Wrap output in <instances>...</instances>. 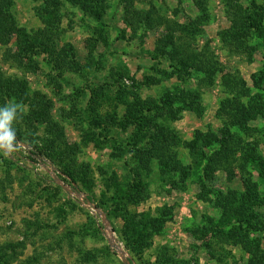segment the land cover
Listing matches in <instances>:
<instances>
[{"label": "rangeland", "instance_id": "rangeland-1", "mask_svg": "<svg viewBox=\"0 0 264 264\" xmlns=\"http://www.w3.org/2000/svg\"><path fill=\"white\" fill-rule=\"evenodd\" d=\"M231 1L243 6L250 2ZM255 1L264 11V0ZM124 5V0H104L99 18L104 28L100 29L93 14L84 13L68 2L58 11L54 10L57 19L50 24L46 10L52 6L47 1L13 0L11 12L18 26L27 33L45 29L57 33V50H64L67 60L74 58L77 66L67 62L58 66L56 61L61 58L55 59L52 52L36 50L21 53L24 64L19 66L14 58L3 56L6 49L20 53V45L14 36L6 46L0 45V71L6 76L25 79L30 96H43L52 102L51 116L62 125L67 144L79 147L74 156L76 166H87L91 172L87 192L77 191L44 156H33L35 161L27 159L29 151L35 152L32 145L42 144L46 136L45 125L23 120L28 114L27 105L15 99L4 100L0 107L10 102L23 105L22 118L17 119L13 127L23 138L30 139L31 134L33 142L29 145L28 142H17V150L10 156L0 153V246L24 243V247L16 248L18 259L13 264H21L34 256L39 258L35 264H85L81 260L85 251L96 255V261L91 264H124L115 247L109 245L108 227L92 207L102 210L96 205L99 202L115 209L111 197L118 187L137 179L135 169L140 164L129 152L127 141H132L138 134L134 125L126 127L122 124L126 108L117 97L123 91L125 100L136 96L147 102L151 99L159 102L167 92L181 93L182 90L196 92L197 108H184L177 119L162 117L161 122L177 137L178 143L172 147L177 160L192 167L188 177L182 180L179 172H163L158 160L153 159L151 171L147 174L141 171L148 197L120 200L117 208L121 207L120 215L125 208L127 215L136 217L140 213H155L163 206L171 208V219L160 234L152 237L139 264H159L157 251L163 246L174 250L180 264H217L208 255L205 242L213 247L215 254L223 253L230 263L245 260L246 255L239 247L218 244L209 234L203 236L200 231H195L206 225L207 219L219 217L220 211L214 204L218 191H243L240 174L227 180L221 169L216 171L207 186L210 192L205 194L206 201L200 199V170H195V159L184 142L189 141L197 130L220 134L225 127H230L227 116L219 111L226 99L236 97L246 103L256 93H261L264 101V87L255 88L252 80L264 70V45L256 34L242 44L230 37L223 40V31L230 27L235 16L225 0H133L135 10L152 7L156 16L169 22L190 25L197 21L199 31L192 37L181 30L176 31L177 37H181L177 43L186 42L191 51L211 54L217 70L208 84L203 82L200 72L179 73L166 56L160 59L162 63L156 64L152 59L155 40L164 33V25L148 29L141 24L134 32L123 22ZM118 73L123 77L119 78ZM228 77L244 80L250 87L249 95H241L237 89L227 86L225 79ZM99 116L102 118L100 123ZM230 128L245 144L256 145L258 154L264 157V120L261 117L249 121L243 129ZM148 136L147 133L146 138ZM247 169L252 171L250 165ZM7 175H10L8 182ZM252 179L256 180L254 173ZM105 218L106 226L112 230L122 226L121 216L113 221L105 213ZM30 222L32 225L28 224ZM115 233L117 243L119 237ZM261 238L264 248V234ZM125 253L132 262L126 248Z\"/></svg>", "mask_w": 264, "mask_h": 264}, {"label": "trees", "instance_id": "trees-1", "mask_svg": "<svg viewBox=\"0 0 264 264\" xmlns=\"http://www.w3.org/2000/svg\"><path fill=\"white\" fill-rule=\"evenodd\" d=\"M45 1L52 6L51 9L46 10L50 24L57 19L54 10L58 11L65 2L79 7L84 13L93 14L98 22L102 16V8H104L102 6L104 0ZM225 1L232 8L235 16L231 19L230 27L223 31V40L230 37L237 44H242L252 34H256L264 45L263 7L258 5L255 0H250L246 6L237 1ZM124 2L123 22L134 32L139 30L141 24H145L148 29L164 25V33L155 40V56H152V59L156 61V64L162 63L160 59L166 56L167 59L173 61L172 66L179 73L200 72L203 82L208 84L212 82L217 68L211 54L207 51H191L186 42L177 43L181 37H177L176 31L181 30L184 35L192 37L199 31L197 21L190 25H180L169 22L159 15L156 16L152 7L144 11H137L133 7V0H124ZM12 4L13 0H0V45L6 46L15 36L20 45V53H11L6 49L3 54L4 58H14L21 66L24 64L23 58L20 56L21 53L28 54L36 50L42 53L52 52L55 59L61 58L56 61L58 66H63L64 62L71 66H77L74 58L67 60V53L62 49L57 50V33H53L50 29L27 33L20 28L11 12ZM98 24L100 29L104 28L103 23L99 22ZM118 77L122 78L123 75L118 73ZM252 80L255 88H263L264 70L257 78L252 77ZM225 83L227 86L237 89L241 95L246 96L250 93V87L241 78L228 77L225 79ZM27 89L28 85L25 79L6 76L0 71V104H3L4 100L15 99L28 106V114L23 118L24 121L41 122L45 125L46 136L42 144H33L35 152L29 151L27 159L35 161L33 156H44L60 170L65 176L64 180L73 185L75 190L86 191L89 185L88 175L91 171L87 166H76L74 156L79 151L78 145L67 144L62 125L51 116L52 102L43 96H30ZM117 98L118 102L124 103L126 108L122 124L126 127L134 125L137 130L138 135L135 134V139L132 141H127V146L140 165L135 169L137 179L128 182L125 186H119L111 197L112 206H115V209L105 207L104 203L97 202L96 205L113 221L122 217V226L116 230L113 227V230L117 232L134 263L139 264L138 260H142L144 250L149 246L152 237L160 234L167 220L171 219L172 211L170 207L163 206L157 208L155 213H140L136 217L127 215L124 208L120 215L121 207L117 208L120 204L119 201L144 200L148 197L147 184L142 178L141 171L149 173L153 159L158 160L163 172H179V178L182 180L188 177L192 167L183 165L177 160L172 148L178 143L177 137L161 122V119L168 117L175 120L184 108L188 107L192 110L197 108L199 98L194 91L182 92V90L181 93L167 92L159 102L154 99L147 102L136 96L132 100H125L123 91H120V96ZM219 111L227 116V123L230 127L243 129L247 127L249 121L258 117L264 120V101L261 93H256L246 103L233 97L223 101ZM98 118V123H100L102 118L100 116ZM230 127H225L220 131V134L204 133L197 130L189 141L184 142L195 159V170H200L199 181L202 188L200 199L206 201L205 194L210 192L207 186L214 179L213 175L216 171L220 169L225 173L227 180H232L239 173L243 185L242 192L236 190L218 191L214 204L220 211L219 217L207 219L206 225L195 231H200L203 236L209 234L210 238L216 240L218 244L239 247L246 255L245 260H233L230 263L223 253L212 252L213 247L205 242L204 246L209 251L208 255L217 264H264V248L261 238V235L264 234V157L258 154L256 145L245 144L241 137L235 136L230 131ZM15 130L16 143L28 142L29 145L33 142L31 134H29L30 139L23 138L22 133L16 128ZM147 133L149 136L146 138ZM93 142L97 143L98 141L94 140ZM248 165L252 168L251 172L247 169ZM236 169L239 172H236ZM253 173L256 180L252 179ZM9 176L7 175L5 178L7 182L10 180ZM58 188L60 189V187ZM261 189L263 190L261 191ZM69 199L75 202L73 198L69 197ZM90 199L95 200L91 194ZM28 224L32 225L31 222ZM97 230L100 231L98 226ZM18 246L24 247L25 245L23 242L1 245L0 264H13L14 260L18 259L16 249ZM107 251H110L108 245ZM157 256L159 264H180L175 257L174 250L167 246L159 249ZM81 260L85 264H91L96 261V255L91 251H85L81 255ZM38 261L39 258L34 256L21 261V264H35ZM184 264L186 263L184 262Z\"/></svg>", "mask_w": 264, "mask_h": 264}, {"label": "clouds", "instance_id": "clouds-1", "mask_svg": "<svg viewBox=\"0 0 264 264\" xmlns=\"http://www.w3.org/2000/svg\"><path fill=\"white\" fill-rule=\"evenodd\" d=\"M23 105L10 102L0 107V153L10 156L17 150L14 122L23 115Z\"/></svg>", "mask_w": 264, "mask_h": 264}, {"label": "water", "instance_id": "water-1", "mask_svg": "<svg viewBox=\"0 0 264 264\" xmlns=\"http://www.w3.org/2000/svg\"><path fill=\"white\" fill-rule=\"evenodd\" d=\"M52 176H53V178L57 179L56 175H52ZM59 184H60L62 187L66 188V186H63L62 183L59 182ZM92 207L95 208V209L97 210V212L101 215V217H102V221H103V224H104L105 227L107 228L108 226H106V222H105V221H106L105 213H104L102 210L97 209V207L94 206V205H93ZM109 230H110V229H109ZM108 242H109L110 245H113V244H114V241H113L111 238L108 239ZM118 253H119L118 255H119L121 261H122L124 264H131L130 261H128V259L125 257L124 251H122L121 249H120V250L118 249Z\"/></svg>", "mask_w": 264, "mask_h": 264}, {"label": "built area", "instance_id": "built-area-1", "mask_svg": "<svg viewBox=\"0 0 264 264\" xmlns=\"http://www.w3.org/2000/svg\"><path fill=\"white\" fill-rule=\"evenodd\" d=\"M89 204V203H88ZM100 218H102L101 217V215H100ZM110 229V230H109ZM106 231L109 233V236H108V239L109 238H111L113 241H114V244L113 245H110V247L111 248H114V249H116V252L118 253V249L120 250H122V251H124V254L126 255V253H125V247H124V245H123V243L120 241V239H118V241H117V243H116V240H117V238H116V233H115V231H113L112 230V228L111 227H109L108 226V229H106ZM119 254V253H118ZM131 264H135L133 261L132 262H130Z\"/></svg>", "mask_w": 264, "mask_h": 264}]
</instances>
